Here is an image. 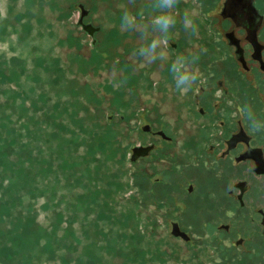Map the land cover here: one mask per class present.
I'll list each match as a JSON object with an SVG mask.
<instances>
[{"label":"rangeland","instance_id":"obj_1","mask_svg":"<svg viewBox=\"0 0 264 264\" xmlns=\"http://www.w3.org/2000/svg\"><path fill=\"white\" fill-rule=\"evenodd\" d=\"M124 12L153 13L149 0H0V264L168 263L130 204L149 200L128 149L133 86L172 73L134 56L145 40L121 30Z\"/></svg>","mask_w":264,"mask_h":264},{"label":"flooded vegetation","instance_id":"obj_2","mask_svg":"<svg viewBox=\"0 0 264 264\" xmlns=\"http://www.w3.org/2000/svg\"><path fill=\"white\" fill-rule=\"evenodd\" d=\"M173 15L163 61L198 55L199 80L183 95L173 77L133 86L128 161L149 202L130 204L165 241L167 264H264V129L240 112L264 122V0H178Z\"/></svg>","mask_w":264,"mask_h":264},{"label":"clouds","instance_id":"obj_3","mask_svg":"<svg viewBox=\"0 0 264 264\" xmlns=\"http://www.w3.org/2000/svg\"><path fill=\"white\" fill-rule=\"evenodd\" d=\"M178 0H149L150 7L154 14L150 16L146 25L138 23L128 12H124L120 21V28L123 31L138 32L141 41L149 39V29L153 34L150 42L139 48L134 56H138L145 65L156 62L157 60H165L166 54L163 52V46L167 44L170 29L176 25V17L173 15ZM186 29L192 27V20L185 16L183 20ZM199 61V56L191 54L189 57L177 56L170 66V71L175 82V88L182 95L186 94L199 80V72L195 65ZM249 127L253 132H259L264 129V122L258 120L251 107L242 105L240 108Z\"/></svg>","mask_w":264,"mask_h":264}]
</instances>
